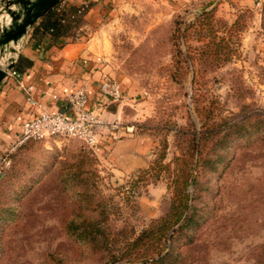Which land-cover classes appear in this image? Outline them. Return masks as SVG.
Instances as JSON below:
<instances>
[{
	"label": "rangeland",
	"instance_id": "374dc122",
	"mask_svg": "<svg viewBox=\"0 0 264 264\" xmlns=\"http://www.w3.org/2000/svg\"><path fill=\"white\" fill-rule=\"evenodd\" d=\"M225 1H120L103 81L121 98L89 110L109 123L95 143L3 151L0 264H146L157 253L158 264H264V0ZM209 12L220 44L200 25ZM179 191L188 209L169 239L154 230L125 253L170 219ZM89 224L99 232L81 238Z\"/></svg>",
	"mask_w": 264,
	"mask_h": 264
},
{
	"label": "crops",
	"instance_id": "0c3cea01",
	"mask_svg": "<svg viewBox=\"0 0 264 264\" xmlns=\"http://www.w3.org/2000/svg\"><path fill=\"white\" fill-rule=\"evenodd\" d=\"M120 1L62 0L59 4L68 7L89 4L74 41L63 38L52 44H48L47 38L37 41L34 29L40 19L29 29L14 68L20 73L22 88L19 90L10 79L0 87V159L5 155L3 151L18 141L21 123L39 114L28 100L27 91L49 113L64 110L67 94L79 89L87 92L89 110L102 111L105 104L112 103L100 93L103 79L112 72L109 34L104 30L117 19ZM261 2L226 0L221 5L253 8Z\"/></svg>",
	"mask_w": 264,
	"mask_h": 264
},
{
	"label": "built area",
	"instance_id": "2783aa9c",
	"mask_svg": "<svg viewBox=\"0 0 264 264\" xmlns=\"http://www.w3.org/2000/svg\"><path fill=\"white\" fill-rule=\"evenodd\" d=\"M12 80L17 88H22L20 79L13 69L3 80ZM100 92L110 101L116 102L121 98L117 82L105 79L100 86ZM31 105L38 109V116L32 120L24 121L20 125V136L14 146L30 140H41L49 137H72L92 146L102 127L108 125L107 121L97 117L88 109V95L86 90L79 89L65 99L64 110L49 113L30 97ZM13 146V147H14ZM6 163V156L0 159V167Z\"/></svg>",
	"mask_w": 264,
	"mask_h": 264
},
{
	"label": "trees",
	"instance_id": "16d2710c",
	"mask_svg": "<svg viewBox=\"0 0 264 264\" xmlns=\"http://www.w3.org/2000/svg\"><path fill=\"white\" fill-rule=\"evenodd\" d=\"M88 7H89L88 3L78 7H74V6L68 7L67 5H64V3L57 4L40 18L38 25L34 29V36L37 37V41L47 38L48 44L55 43L60 38L69 39L70 41L76 40L78 29L81 27L84 15ZM203 17H204V23H201L200 25H202V28L207 30L208 33H210L208 34V37L212 38L213 43L216 41V39H218L219 42L218 44L223 42L224 38L216 37V35L212 30L211 22L214 19L213 13L211 12L203 13ZM235 24L236 23H233L231 25V27L228 29L227 34L231 35V32L234 31L235 29ZM190 27L194 28L195 24H192ZM203 42L205 48L208 49L206 53L207 55H211L214 58H222L219 59L220 62L227 61L228 59L227 54H224L223 55L224 57H219L222 54L221 53L222 47L220 45H216L218 49L213 50L209 46V41L203 40ZM14 70L17 73L18 77H20V73L17 71V69ZM208 128H210L209 124L206 125V129ZM6 160H7V156H6ZM191 180H192L191 182H193V178ZM188 184H189L188 179L185 178V180L182 182L183 187L186 188ZM187 197L188 196L186 193L181 197L179 191V193L176 194L175 198L172 199L173 200L172 203L174 204L177 203V205L172 210V214L167 216V218L170 219L161 220V224L157 226L156 229H149L143 231L136 239H134L133 241L127 244L125 253L129 249L133 248L136 245V243L142 238L151 236L154 230L156 232H159L158 234H161L164 241H167L169 239L167 237L168 231H172L173 227L177 225L181 221V219L185 216L184 213L188 209V204L186 203ZM182 201H185V203L184 202L182 203ZM97 232H99V230H96V227H94V225L89 224L88 226H85L83 229H81L78 235L81 238L94 237L97 234ZM161 259H163V257H161L160 253H157V258H155L152 255L151 257H145V263L158 264L161 261Z\"/></svg>",
	"mask_w": 264,
	"mask_h": 264
},
{
	"label": "water",
	"instance_id": "95a60500",
	"mask_svg": "<svg viewBox=\"0 0 264 264\" xmlns=\"http://www.w3.org/2000/svg\"><path fill=\"white\" fill-rule=\"evenodd\" d=\"M62 0H1L0 87L16 65L29 29Z\"/></svg>",
	"mask_w": 264,
	"mask_h": 264
}]
</instances>
